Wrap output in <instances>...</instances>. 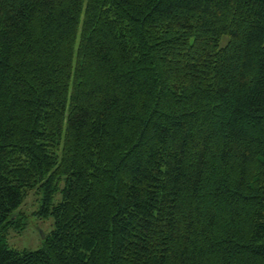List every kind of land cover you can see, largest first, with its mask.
<instances>
[{
	"label": "trees",
	"instance_id": "obj_1",
	"mask_svg": "<svg viewBox=\"0 0 264 264\" xmlns=\"http://www.w3.org/2000/svg\"><path fill=\"white\" fill-rule=\"evenodd\" d=\"M0 264H264V0H0Z\"/></svg>",
	"mask_w": 264,
	"mask_h": 264
},
{
	"label": "rangeland",
	"instance_id": "obj_2",
	"mask_svg": "<svg viewBox=\"0 0 264 264\" xmlns=\"http://www.w3.org/2000/svg\"><path fill=\"white\" fill-rule=\"evenodd\" d=\"M61 200V195L55 198V203ZM43 194L37 190H32L26 196L21 208L18 210V225L23 223V229L10 228L7 235V244L16 250H27L36 252L44 247L45 239L51 236L54 230V220L52 217L43 218L37 212L41 210Z\"/></svg>",
	"mask_w": 264,
	"mask_h": 264
}]
</instances>
